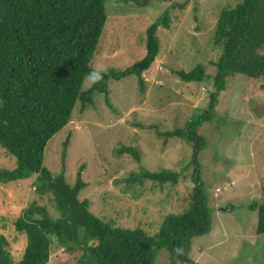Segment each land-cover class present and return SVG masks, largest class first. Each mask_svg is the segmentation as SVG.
<instances>
[{"label": "rangeland", "instance_id": "obj_1", "mask_svg": "<svg viewBox=\"0 0 264 264\" xmlns=\"http://www.w3.org/2000/svg\"><path fill=\"white\" fill-rule=\"evenodd\" d=\"M105 1L107 21L91 67L96 62L108 70L130 67L145 55V30L164 12L170 28L157 30L160 50L142 74L144 91L135 76H128L108 81V99L115 112L100 94L84 111L77 102L69 123L48 142L43 164L53 175L60 173L65 148L68 184L75 182L79 166L84 165L81 179L87 186L79 197L90 203V213L113 225L140 227L154 235L166 215L187 208L194 187L191 148L158 133L183 128L197 110L208 107L212 90L210 80L184 83L172 71L188 72L199 65L212 74L210 62L220 54L212 44L218 16L240 0ZM260 84L263 88L242 76L230 78L213 119L202 128L207 146L200 156L199 184L209 204L212 229L193 241L190 255L197 264H264V235L256 234L257 213L249 208L264 202V81ZM81 90L87 89L82 85ZM126 147L138 150L139 162L128 154L115 155ZM14 164L13 157L0 149V169ZM141 168L182 176L177 185L127 182ZM32 182L0 185V234L6 237L14 261L25 245L12 224L22 211L37 202L56 216L50 196H38ZM76 257L77 253L70 256L53 245L47 264H76ZM155 264H169L167 251L157 253Z\"/></svg>", "mask_w": 264, "mask_h": 264}, {"label": "trees", "instance_id": "obj_2", "mask_svg": "<svg viewBox=\"0 0 264 264\" xmlns=\"http://www.w3.org/2000/svg\"><path fill=\"white\" fill-rule=\"evenodd\" d=\"M105 3L0 0V149L15 163L11 169H0V185L33 179L36 194L50 196L56 212V216L49 215L37 202L27 206L12 223L15 232L24 237L21 257L13 260L7 239L0 234V264H47L53 245L67 255L77 253L76 264H155L160 250L167 251L169 264H197L190 255L193 241L212 229L209 204L199 184L200 156L207 146L201 132L213 119L230 78L242 76L259 85L264 81V0H240L220 11L212 38L220 54L210 62L211 75L199 65L188 72L172 71L184 83L210 80L212 90L208 107L197 110L183 128L158 133L191 148L194 187L187 208L166 215L154 235L140 227L113 225L90 213V203L79 197L87 186L81 179L84 165L79 166L75 182L68 184L65 148L60 173L53 175L43 164L48 142L69 123L77 102L84 111L100 94L115 112L108 99V81L128 76H135L139 90L144 91L142 74L150 69L160 50L157 30L170 28L168 13L164 12L145 30V55L140 61L123 70H108L103 81L82 91L83 77L91 70L90 62L107 21ZM123 154L140 161L136 148L115 152L116 156ZM181 176V172L141 168L127 182L177 185ZM249 208L257 213L256 234L264 235V202Z\"/></svg>", "mask_w": 264, "mask_h": 264}, {"label": "clouds", "instance_id": "obj_3", "mask_svg": "<svg viewBox=\"0 0 264 264\" xmlns=\"http://www.w3.org/2000/svg\"><path fill=\"white\" fill-rule=\"evenodd\" d=\"M108 72V68L101 62H96L92 65L91 70L87 72L83 77V85L85 89H91L95 85L104 80L105 75Z\"/></svg>", "mask_w": 264, "mask_h": 264}]
</instances>
